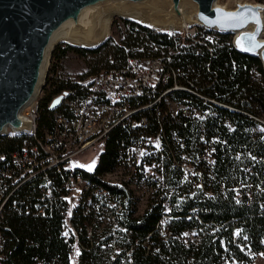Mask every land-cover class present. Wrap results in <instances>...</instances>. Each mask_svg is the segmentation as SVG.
<instances>
[{
	"label": "trees",
	"instance_id": "16d2710c",
	"mask_svg": "<svg viewBox=\"0 0 264 264\" xmlns=\"http://www.w3.org/2000/svg\"><path fill=\"white\" fill-rule=\"evenodd\" d=\"M125 24L128 29L119 45L110 47L100 61L108 68L99 72L122 68L127 58H160L175 71L181 85L224 107L211 105V115L202 119L205 106L201 99L186 91L167 93L131 116L136 123L144 118L145 126L131 127L124 122L110 131L92 172L74 169L99 185L109 202L120 208L115 217L118 238L114 246L121 256L114 264H120L127 250L125 264H250L264 252V134L258 129L260 123L252 119L264 121V75L258 61L236 53L226 36L212 34L216 44L207 47L177 34L154 33L130 22ZM58 46L51 53L52 65L37 100V136L52 128L54 114H67L61 104L49 107L55 97L66 90L75 95L84 91L54 71L68 51L79 55L86 51ZM162 89L137 100L133 107L149 105ZM164 98L180 107L174 115L166 111ZM184 109L186 116L181 112ZM157 134L162 140L161 157H147L145 164L161 176L162 186L144 183L153 192L137 213L135 198L126 185H110L98 178L122 166L126 146L140 147ZM11 136L0 138V152L6 156L20 150L24 137H28ZM173 136L181 143L175 144ZM204 143L212 148L211 164L201 158ZM183 164L196 173L186 175L180 168ZM36 196L37 191L24 185L5 205L8 230H0V245L6 253L2 264H69L70 247L59 238L61 224L53 203L51 214L43 218L30 212L14 214ZM13 201L16 211L10 208ZM82 222L77 218L73 225L82 227ZM233 232L237 233L234 241ZM95 234L89 252L80 255L79 264L110 263V253L101 248L110 244L109 232Z\"/></svg>",
	"mask_w": 264,
	"mask_h": 264
},
{
	"label": "built area",
	"instance_id": "2783aa9c",
	"mask_svg": "<svg viewBox=\"0 0 264 264\" xmlns=\"http://www.w3.org/2000/svg\"><path fill=\"white\" fill-rule=\"evenodd\" d=\"M181 34L180 37L193 43L207 47L216 44L215 36L198 34L196 27L184 28ZM86 78L75 82L84 90L81 94L75 95L66 90L58 95L62 97L60 104L67 114H54L52 128L43 130L40 136H37V101L26 107L27 111L24 109L20 112V116L29 122L28 137L24 138L30 140L20 150L10 152L7 156L0 152V207H6L11 195L26 185L28 190L37 191V196L14 214L30 212L43 218L51 214L50 205L53 203L61 224L59 238L70 247L69 264H79L80 255L88 253L94 241L93 232L100 235L104 231L109 232L110 244H103L101 248L110 253L109 264H114L121 256L117 246H114L118 238L115 217L120 208L109 202L108 196L99 192V185L96 186L76 174L74 167L69 166V158L94 144L101 145L103 135H108L113 128L124 122H129L131 127L145 126L144 118L136 123L131 116L155 104L165 94L173 91L192 92L178 82V75L166 62L154 57L129 58L122 68H112ZM158 88L163 89L149 105L133 107L137 100L152 97ZM192 94L201 99L205 106L201 118L210 116V106L217 102ZM181 112L186 116L185 109ZM257 120L263 124L264 130V121ZM261 133L264 134V131ZM172 141L175 144L181 143L176 136L172 137ZM202 147L201 158L205 163L211 164L213 159L210 143H204ZM162 150L159 134L149 138L140 147L128 145L124 148L122 166L98 179L116 186L126 185V181L133 179L162 186L161 176L153 172L152 166L145 164L147 157H161ZM158 165L161 167V161ZM180 168L186 175L195 172L190 165L186 167L183 164ZM128 169L132 173L125 178L123 173ZM112 178L116 180H110ZM10 208L16 211L15 201ZM6 214L7 212L0 214V230L3 231L8 230L4 218ZM77 218L83 219L82 227H74L73 222ZM236 237L237 234L233 233V241ZM143 247L148 251V245L144 244ZM129 252L130 250L123 252L120 264H125L124 258H128ZM5 260L6 253L0 245V264Z\"/></svg>",
	"mask_w": 264,
	"mask_h": 264
},
{
	"label": "water",
	"instance_id": "95a60500",
	"mask_svg": "<svg viewBox=\"0 0 264 264\" xmlns=\"http://www.w3.org/2000/svg\"><path fill=\"white\" fill-rule=\"evenodd\" d=\"M0 0V138L8 128L20 136L29 122L20 112L37 101L45 85L50 56L55 46L94 51L107 40L114 19L130 22L147 31L181 34L184 27H197L230 37L238 54L258 61L264 75V2L252 0ZM250 9L258 14L259 47L243 51L256 33L257 24L234 27L220 21L217 13ZM241 45H237V41ZM59 100V103H55ZM55 97L50 108L60 105Z\"/></svg>",
	"mask_w": 264,
	"mask_h": 264
},
{
	"label": "rangeland",
	"instance_id": "374dc122",
	"mask_svg": "<svg viewBox=\"0 0 264 264\" xmlns=\"http://www.w3.org/2000/svg\"><path fill=\"white\" fill-rule=\"evenodd\" d=\"M225 0H218V4H223ZM260 1V2H257ZM252 2L257 3H263V0H252ZM197 28V27H196ZM128 26L125 24V22L114 19L113 22L110 23V26L107 31V40L105 42V45L99 49H97V52L95 51L93 53L86 52L83 55L75 54L72 51H68L66 53V56L62 59H60L57 63L56 70L54 71V74L63 80L70 81V82H81L83 81V77H86L87 75H93L95 72L101 69H106V65L102 62L101 59L109 51V48L113 45H119L120 40L124 37L125 33L127 32ZM199 29V28H198ZM183 32V31H182ZM206 31H203L202 29L198 30V34L203 33ZM209 33V32H206ZM211 35L214 33H210ZM168 35V34H167ZM182 35V34H178ZM230 38V37H229ZM56 47V46H55ZM54 47V48H55ZM60 49L64 47L63 44H59L58 46ZM128 60V58H127ZM51 64V60L49 62V65ZM52 65V64H51ZM108 68V67H107ZM99 72V71H98ZM254 76L258 78L257 74L254 73ZM89 77V76H87ZM87 80V78H86ZM41 95V93H40ZM39 95V96H40ZM39 99V97H38ZM37 99V100H38ZM35 103V102H34ZM164 104L167 112H171V115H174L180 107L170 101L168 98H164ZM213 105L224 107L223 105L213 103ZM24 111H27L25 109ZM257 124L260 123V127L258 129L263 132V124L258 121L255 118H252ZM9 133V132H8ZM26 134V133H25ZM28 135V134H27ZM108 135H105V139ZM26 142L24 139L22 142V145ZM104 139L102 141L101 145H93L91 147L85 148L81 152H78L74 155H72L69 158V166L74 167V169H80L86 172H92L94 166L96 165L98 156L100 152L102 151L103 145H104ZM100 144V143H98ZM208 156V155H207ZM93 165L91 169H89V166ZM186 167H189L188 164H185ZM116 170V169H115ZM110 173V172H109ZM132 173L131 169L125 170L123 173V176L129 177L128 175ZM110 180H116L114 178ZM126 186L128 189L132 191V196L135 198L136 202V212H141L144 207L146 206L147 199L149 195L153 192V189L149 186H147L144 183H141L138 179L135 181L133 179L132 181H126ZM237 234L236 232H233ZM222 264H237L234 261L232 262H223ZM250 264H264V252L258 253L252 260Z\"/></svg>",
	"mask_w": 264,
	"mask_h": 264
},
{
	"label": "snow or ice",
	"instance_id": "6c2138e0",
	"mask_svg": "<svg viewBox=\"0 0 264 264\" xmlns=\"http://www.w3.org/2000/svg\"><path fill=\"white\" fill-rule=\"evenodd\" d=\"M218 17L220 18V21H233L234 27L240 28L244 27L247 23H255L257 24L256 33L249 35L247 37H244L243 39H246L248 41V46L242 48L243 51H253L257 47H259L257 44L254 43L256 36L259 35L260 27H259V18L258 14L255 12H252L250 9H244V10H238L235 13H217ZM237 45H241V41H237ZM55 103H59V100ZM264 131V130H262ZM93 165L89 166V169H91ZM67 235V233H65ZM77 255H79V251H77Z\"/></svg>",
	"mask_w": 264,
	"mask_h": 264
},
{
	"label": "bare ground",
	"instance_id": "6f19581e",
	"mask_svg": "<svg viewBox=\"0 0 264 264\" xmlns=\"http://www.w3.org/2000/svg\"><path fill=\"white\" fill-rule=\"evenodd\" d=\"M216 3L218 4V0L216 1ZM108 26H110V23H109V25ZM109 28V27H108ZM185 28V27H184ZM198 29V28H197ZM199 30V29H198ZM206 33V32H205ZM210 33H212V32H209V33H206V34H209V35H211ZM33 105V104H32ZM31 106V105H30ZM9 132V133H8ZM26 133V134H25ZM28 134V130L26 131V132H24L22 135H27ZM9 135H14L8 128L6 129V134H5V137L6 136H9ZM14 136H16V135H14ZM4 137V138H5ZM104 137H105V135H103V137H102V141H103V139H104ZM127 185V184H126ZM99 192L103 195V196H105L104 195V193H102V191H100V187H99ZM107 193V192H106ZM4 210H5V207H0V214H3V212H4Z\"/></svg>",
	"mask_w": 264,
	"mask_h": 264
}]
</instances>
